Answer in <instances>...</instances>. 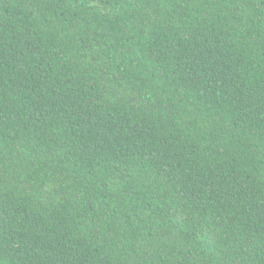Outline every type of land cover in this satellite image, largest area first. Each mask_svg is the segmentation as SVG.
<instances>
[{"label":"trees","instance_id":"trees-1","mask_svg":"<svg viewBox=\"0 0 264 264\" xmlns=\"http://www.w3.org/2000/svg\"><path fill=\"white\" fill-rule=\"evenodd\" d=\"M0 264H264V0H0Z\"/></svg>","mask_w":264,"mask_h":264}]
</instances>
